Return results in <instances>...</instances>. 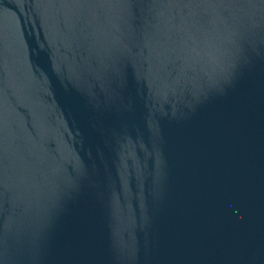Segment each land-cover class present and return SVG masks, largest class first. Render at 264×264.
<instances>
[{
  "label": "water",
  "instance_id": "95a60500",
  "mask_svg": "<svg viewBox=\"0 0 264 264\" xmlns=\"http://www.w3.org/2000/svg\"><path fill=\"white\" fill-rule=\"evenodd\" d=\"M0 264H264V0H0Z\"/></svg>",
  "mask_w": 264,
  "mask_h": 264
}]
</instances>
